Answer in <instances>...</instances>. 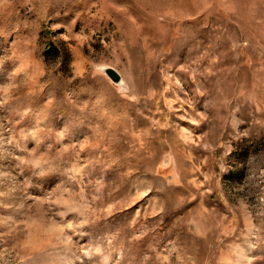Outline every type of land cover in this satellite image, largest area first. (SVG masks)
<instances>
[{"label":"rangeland","instance_id":"1","mask_svg":"<svg viewBox=\"0 0 264 264\" xmlns=\"http://www.w3.org/2000/svg\"><path fill=\"white\" fill-rule=\"evenodd\" d=\"M0 264H264V0H0Z\"/></svg>","mask_w":264,"mask_h":264},{"label":"water","instance_id":"2","mask_svg":"<svg viewBox=\"0 0 264 264\" xmlns=\"http://www.w3.org/2000/svg\"><path fill=\"white\" fill-rule=\"evenodd\" d=\"M107 76L113 81V82H118L119 80V75L117 72H115L113 69L108 68L105 70Z\"/></svg>","mask_w":264,"mask_h":264}]
</instances>
